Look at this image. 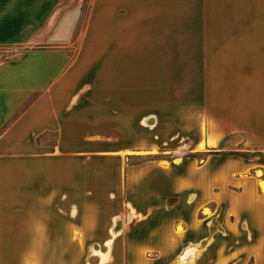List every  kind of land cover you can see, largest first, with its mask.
Listing matches in <instances>:
<instances>
[{
  "label": "crops",
  "instance_id": "crops-1",
  "mask_svg": "<svg viewBox=\"0 0 264 264\" xmlns=\"http://www.w3.org/2000/svg\"><path fill=\"white\" fill-rule=\"evenodd\" d=\"M86 2L0 0V264H264V0Z\"/></svg>",
  "mask_w": 264,
  "mask_h": 264
},
{
  "label": "rangeland",
  "instance_id": "rangeland-1",
  "mask_svg": "<svg viewBox=\"0 0 264 264\" xmlns=\"http://www.w3.org/2000/svg\"><path fill=\"white\" fill-rule=\"evenodd\" d=\"M88 4H89V0H87V2H86V4H85V9H84V13H83L82 18H83V17L85 16V14H86V11H87V8H88ZM154 150H156V147H155ZM134 162H136V161H134ZM205 212H206V213H209L208 210H206ZM179 230H180V229H179ZM25 262H26V264H32L31 261H30L29 259H27ZM56 264H85V263H84L83 261H79V260H72V261H70V262H67V261L63 262V261H61V262H57Z\"/></svg>",
  "mask_w": 264,
  "mask_h": 264
},
{
  "label": "bare ground",
  "instance_id": "bare-ground-1",
  "mask_svg": "<svg viewBox=\"0 0 264 264\" xmlns=\"http://www.w3.org/2000/svg\"><path fill=\"white\" fill-rule=\"evenodd\" d=\"M202 147V146H201Z\"/></svg>",
  "mask_w": 264,
  "mask_h": 264
}]
</instances>
